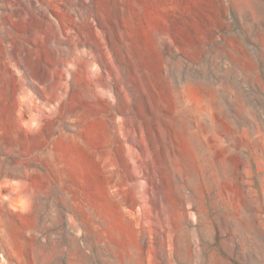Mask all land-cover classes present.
Instances as JSON below:
<instances>
[{"label":"rangeland","instance_id":"1","mask_svg":"<svg viewBox=\"0 0 264 264\" xmlns=\"http://www.w3.org/2000/svg\"><path fill=\"white\" fill-rule=\"evenodd\" d=\"M0 264H264V0H0Z\"/></svg>","mask_w":264,"mask_h":264}]
</instances>
